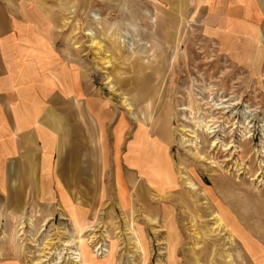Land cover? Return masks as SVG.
I'll return each instance as SVG.
<instances>
[{"label":"rangeland","instance_id":"374dc122","mask_svg":"<svg viewBox=\"0 0 264 264\" xmlns=\"http://www.w3.org/2000/svg\"><path fill=\"white\" fill-rule=\"evenodd\" d=\"M18 6V22L33 31L14 37L44 40L41 62H61L69 78L78 77L84 106L101 109L90 124L85 112L84 133L93 143L85 150L96 157L103 141L106 153L104 163L97 157L99 166L85 170L89 176L73 178L83 184L69 185L77 199L72 210L28 202L9 208L0 198V264H73L76 246L66 242L78 238L91 264H231L228 253L232 264H264V14L249 7L221 15L207 0H21ZM239 13L248 21L226 15ZM116 125L124 127L121 150L109 139ZM137 143L161 180L153 155L167 160L169 183L157 186L149 170L142 177L140 163L125 160ZM114 154L124 164L119 170ZM210 213L222 218L221 232H208ZM233 238L239 244H230Z\"/></svg>","mask_w":264,"mask_h":264},{"label":"crops","instance_id":"0c3cea01","mask_svg":"<svg viewBox=\"0 0 264 264\" xmlns=\"http://www.w3.org/2000/svg\"><path fill=\"white\" fill-rule=\"evenodd\" d=\"M19 1L0 0V198L9 208L28 202L33 207L53 203L72 210L77 199L70 194L69 185L83 184L78 178L89 176L85 170L99 166L98 156L85 150V145L93 144L84 133L85 112L90 124L93 114L98 116L101 109L94 104L84 106L78 77L69 78L61 62H41L46 58L38 54L47 46L44 40L14 37L17 32L33 31L30 23L18 22L22 12ZM260 1L207 0V8L223 15L225 8L252 7L256 14H264ZM226 15L237 23L248 21L243 13ZM123 128L116 125L108 130L109 139L118 147ZM128 158L126 155L125 160ZM112 160L119 170L120 154L118 159L114 154ZM93 261L87 252L85 264Z\"/></svg>","mask_w":264,"mask_h":264},{"label":"bare ground","instance_id":"6f19581e","mask_svg":"<svg viewBox=\"0 0 264 264\" xmlns=\"http://www.w3.org/2000/svg\"><path fill=\"white\" fill-rule=\"evenodd\" d=\"M95 15V14H94ZM89 35H93V32H92V30L91 31H88L87 32ZM123 39V38H122ZM92 44L93 45H97V42L95 41V40H92ZM127 44H128V46H132L133 45V42H132V40H127ZM106 55V54H105ZM105 62H106V65L108 66L109 65V63L111 62V59L109 58H106V56H105V60H104ZM110 83V82H109ZM110 87H111V89H113V85H111L110 84ZM122 102H123V104L128 108V109H130L131 110V107H130V104L126 101V100H122ZM209 129H210V127H208ZM139 140V139H138ZM139 143H137V145H135V146H130V149H129V153L127 154V156L128 157H132V163H136V164H139V169H140V172H141V176L142 177H145L144 175H146L147 173V170H149V167H156V165H149L148 164V162H149V160H147L151 155L149 154V153H145V155L144 154H142L141 152H140V150H141V148L139 149ZM104 153H106V150H105V148H104V143H103V141H101V142H99V147H98V153H97V156H98V158L100 159V161L101 162H103L104 161ZM113 154V153H112ZM150 155V156H149ZM159 153H156L155 155H153V159H154V161H158V170H159V168H161L162 169V171H163V175L165 176V178H164V176L162 177V180L160 179L161 178V175L159 174V172H156V171H154V172H152V171H148V174H149V172L151 173V175H152V177L154 178V180H157V181H155V184L157 185V186H161L162 184H163V182H168L169 183V179H170V176H171V174H170V168L168 167V163H167V160H161L160 158H158L159 157ZM151 161V160H150ZM104 163V162H103ZM147 168V169H146ZM148 177L149 178H151V176H149L148 175ZM188 187L189 188H191V189H195V187L191 184V182H188ZM151 189V188H150ZM203 193V195L204 196H206L205 198H207V192H202ZM199 195H201L200 193H198ZM203 196V197H204ZM209 200V199H208ZM205 204V206H202L201 208H202V214H203V212L204 213H206L207 214V202H205L204 203ZM210 206V205H209ZM214 213V212H213ZM213 213H210V215H212L213 217L211 218V219H214V221H213V225L212 226H209L210 227V230H208V232L210 233V234H212V233H215V232H221V230H222V226H223V223H222V218L218 215V214H213ZM225 213V212H224ZM223 213V214H224ZM227 213V212H226ZM207 222V220H204V222ZM195 224V223H194ZM193 225V224H192ZM207 225V224H206ZM205 225V226H206ZM233 226V225H232ZM234 227V226H233ZM232 227V228H233ZM232 228H230L231 229V231H233L232 230ZM235 228V227H234ZM206 229H207V227H206ZM226 229V228H225ZM224 229V230H225ZM131 233H132V231H131ZM134 234V233H133ZM137 235H139V234H137ZM196 235V234H195ZM198 235V234H197ZM196 235V236H197ZM221 235V234H220ZM233 235H237V234H235V233H233ZM232 235V236H233ZM69 236V235H68ZM238 236V235H237ZM76 237H79V236H76ZM92 237V236H91ZM241 237H243V239H241L242 241L244 240V239H246L247 238V236L244 234H242L241 235ZM137 238V237H136ZM196 238V237H195ZM216 238H218V237H216ZM213 239V238H212ZM196 240V239H195ZM233 241H234V243H235V245L236 244H239V241L237 240V239H235V238H233V239H231L230 240V244H233ZM252 240L250 239V238H247V240H245V246L247 247V245L249 246V247H252V242H251ZM136 242V247H137V249H140V251H142V253H143V255L145 254V249L143 248V246H142V243H141V240L139 239L138 241H135ZM69 243H74L75 244V246H76V248H74V249H72V248H70V250H71V255H72V258L74 259V262L75 263H73V264H85V262H84V257H86V256H84V254H83V252H82V247L80 246V243H81V239H77V240H75L74 239V241L73 240H67V242H66V244H69ZM64 244H65V242H64ZM70 244V245H71ZM73 245V244H72ZM246 249H248V248H246ZM249 251H250V253H249V255L250 254H252V249H248ZM61 251V250H60ZM254 253V252H253ZM230 253H228L227 254V257L228 258H230V261H228V262H230L231 264L233 263V260H232V258H231V255H229ZM60 255V254H59ZM253 255V254H252ZM58 257V256H57ZM227 258V259H228ZM196 259V261L198 260V258H195ZM254 259V258H253ZM225 260V259H224ZM195 261V260H194ZM217 261V263L218 264H221V262H223L222 260H220V259H218V260H216ZM226 261V260H225ZM39 263V262H38ZM57 263V262H56ZM253 264V263H252Z\"/></svg>","mask_w":264,"mask_h":264}]
</instances>
